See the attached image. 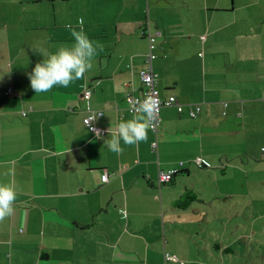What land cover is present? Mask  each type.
Wrapping results in <instances>:
<instances>
[{
	"label": "crops",
	"instance_id": "obj_1",
	"mask_svg": "<svg viewBox=\"0 0 264 264\" xmlns=\"http://www.w3.org/2000/svg\"><path fill=\"white\" fill-rule=\"evenodd\" d=\"M230 1L0 0V182L18 192L14 214L0 221V264H165L198 244L206 215L187 183L195 160L199 169L217 154L229 161L225 147L259 125L264 109L263 75L248 79V66L264 65V0ZM69 25L103 50L84 78L36 94L28 74L43 57L33 49L70 44ZM158 31L151 50L148 35ZM150 52L160 97H176L183 110L164 106L158 134L149 129L147 142L121 141L113 153L105 141L138 115L126 96L143 97ZM227 66L236 68L232 81ZM87 105L104 112L101 136L83 123ZM187 193L198 199L180 209Z\"/></svg>",
	"mask_w": 264,
	"mask_h": 264
},
{
	"label": "rangeland",
	"instance_id": "obj_2",
	"mask_svg": "<svg viewBox=\"0 0 264 264\" xmlns=\"http://www.w3.org/2000/svg\"><path fill=\"white\" fill-rule=\"evenodd\" d=\"M250 38L252 42H257V37ZM223 63V57L219 56L217 65ZM235 70L230 66L225 69L231 81L236 78ZM248 71L249 80L257 77V73L263 75L260 83L264 86V65L260 68L248 66ZM248 85L257 87L252 82ZM231 86L239 87V84ZM246 92L247 96L252 94L250 97L262 95L258 90L257 94ZM262 112L258 118L259 125H245L243 140H237L232 148L225 147L229 161L225 158L219 160L221 154H217L215 159L206 156L209 162L203 169L194 163L192 178L187 183L196 188L205 202L206 216L203 227L198 229L201 233L196 240L198 244L191 240L190 246H181L180 262L198 264L199 260V264H264V109ZM224 168L225 173H222ZM215 245L222 247L216 250ZM226 247L229 252H225Z\"/></svg>",
	"mask_w": 264,
	"mask_h": 264
},
{
	"label": "clouds",
	"instance_id": "obj_3",
	"mask_svg": "<svg viewBox=\"0 0 264 264\" xmlns=\"http://www.w3.org/2000/svg\"><path fill=\"white\" fill-rule=\"evenodd\" d=\"M68 27L73 38L70 44L61 45L54 52L44 47L33 49L43 57L28 74L30 86L36 94L47 93L55 87L68 88L73 82L84 78L99 51L103 50V44L90 38L83 29L76 30L71 25ZM157 107V101L152 96L139 102L135 108L138 115L122 120L118 124V134H113L105 141L109 150L116 154L122 153L124 148L121 141L123 145L147 142L150 123ZM14 173V167H10L8 175L13 176ZM17 198L18 192L11 181L0 182V221L14 214Z\"/></svg>",
	"mask_w": 264,
	"mask_h": 264
},
{
	"label": "built area",
	"instance_id": "obj_4",
	"mask_svg": "<svg viewBox=\"0 0 264 264\" xmlns=\"http://www.w3.org/2000/svg\"><path fill=\"white\" fill-rule=\"evenodd\" d=\"M160 37H161L160 31L154 34L148 35L151 50H153L154 47H156L157 39ZM154 60H156V55L154 52H150L148 56V61L146 62L145 67L142 68L139 72V76H140L139 78L145 87V92L143 93V97L139 98L138 96H135L133 93L130 92L126 96V102L128 104V111L132 114H136L135 108L138 105V103L144 100L147 96H152L157 101L158 107L156 109L154 118L150 123L149 129L152 130L153 133L158 134L160 124L162 123L161 109L164 106H168V107L176 106L177 110L181 112L183 110V105L179 102V100L176 97H170L167 99H162L160 97L159 90L157 89L158 75L155 73L154 67L152 64ZM10 92H11V89H9L8 93ZM83 98L87 101L90 100L91 91L89 89L83 92ZM200 109L201 107L197 106L196 109H194L191 112V115L193 117L196 116V114L200 112ZM23 115L26 116L27 113L24 112ZM103 117H104V112L102 110H93L92 108L89 107V105H87V116L83 120V123L90 131H92L93 134L97 135V133H99V135L97 136H101L104 133V131L100 127H98L97 121H99ZM153 148L154 149L157 148V142L153 143ZM195 161L199 167H202L203 160L201 158H196ZM175 173H176V170L170 171L168 173L166 172L161 173L160 175L161 183H165V182L169 183L172 180V177ZM102 179L103 181H108V176L106 173L103 175ZM164 262L165 264H170V263L184 264L183 262L179 261L178 257L171 256L169 254L165 256Z\"/></svg>",
	"mask_w": 264,
	"mask_h": 264
},
{
	"label": "trees",
	"instance_id": "obj_5",
	"mask_svg": "<svg viewBox=\"0 0 264 264\" xmlns=\"http://www.w3.org/2000/svg\"><path fill=\"white\" fill-rule=\"evenodd\" d=\"M172 183V182H171ZM198 198L195 194L187 193L185 197L180 202V209H187V207Z\"/></svg>",
	"mask_w": 264,
	"mask_h": 264
}]
</instances>
